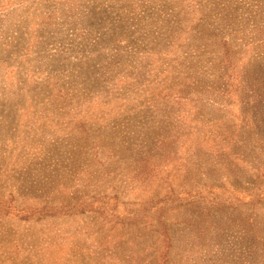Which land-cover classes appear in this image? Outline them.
Masks as SVG:
<instances>
[{"label":"rangeland","instance_id":"1","mask_svg":"<svg viewBox=\"0 0 264 264\" xmlns=\"http://www.w3.org/2000/svg\"><path fill=\"white\" fill-rule=\"evenodd\" d=\"M0 264H264V0H0Z\"/></svg>","mask_w":264,"mask_h":264},{"label":"trees","instance_id":"2","mask_svg":"<svg viewBox=\"0 0 264 264\" xmlns=\"http://www.w3.org/2000/svg\"><path fill=\"white\" fill-rule=\"evenodd\" d=\"M41 215H42V214H41ZM41 215H38V217L41 216Z\"/></svg>","mask_w":264,"mask_h":264}]
</instances>
